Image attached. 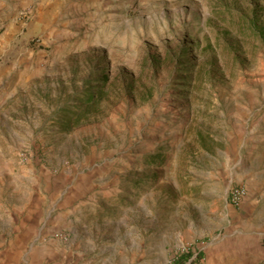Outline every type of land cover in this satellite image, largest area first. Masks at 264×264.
Here are the masks:
<instances>
[{
	"label": "rangeland",
	"instance_id": "1",
	"mask_svg": "<svg viewBox=\"0 0 264 264\" xmlns=\"http://www.w3.org/2000/svg\"><path fill=\"white\" fill-rule=\"evenodd\" d=\"M16 245L264 264V0H0V255Z\"/></svg>",
	"mask_w": 264,
	"mask_h": 264
},
{
	"label": "trees",
	"instance_id": "2",
	"mask_svg": "<svg viewBox=\"0 0 264 264\" xmlns=\"http://www.w3.org/2000/svg\"><path fill=\"white\" fill-rule=\"evenodd\" d=\"M102 77L106 78V76H102ZM103 81L105 82V79H103ZM182 87H184V84L182 85ZM187 88L188 85L185 86V89ZM96 97H97V93H93L91 91H86L80 94L77 99V102L80 104V106L72 114H70L69 120L70 121L77 120L82 115L89 113L96 103ZM64 113L67 112L64 111ZM199 257H200L199 255L195 257H191L190 252L188 251L182 252L175 257L174 264H183V263L196 264Z\"/></svg>",
	"mask_w": 264,
	"mask_h": 264
},
{
	"label": "crops",
	"instance_id": "3",
	"mask_svg": "<svg viewBox=\"0 0 264 264\" xmlns=\"http://www.w3.org/2000/svg\"><path fill=\"white\" fill-rule=\"evenodd\" d=\"M28 250H31L30 246ZM26 251L27 250H22V248L17 245L12 248H7L5 252L0 255V264H36L32 262L33 260H31V258L27 259L23 257ZM36 261H38V259H36Z\"/></svg>",
	"mask_w": 264,
	"mask_h": 264
},
{
	"label": "built area",
	"instance_id": "4",
	"mask_svg": "<svg viewBox=\"0 0 264 264\" xmlns=\"http://www.w3.org/2000/svg\"><path fill=\"white\" fill-rule=\"evenodd\" d=\"M245 196V190L244 188L238 186V187H231L228 190V200L232 205H237L241 202V200Z\"/></svg>",
	"mask_w": 264,
	"mask_h": 264
}]
</instances>
